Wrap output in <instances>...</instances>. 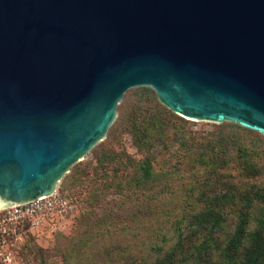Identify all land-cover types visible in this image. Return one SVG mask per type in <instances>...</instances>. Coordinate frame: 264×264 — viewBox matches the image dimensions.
<instances>
[{"label": "water", "instance_id": "95a60500", "mask_svg": "<svg viewBox=\"0 0 264 264\" xmlns=\"http://www.w3.org/2000/svg\"><path fill=\"white\" fill-rule=\"evenodd\" d=\"M136 86L264 136V0H0V210L51 194Z\"/></svg>", "mask_w": 264, "mask_h": 264}, {"label": "rangeland", "instance_id": "374dc122", "mask_svg": "<svg viewBox=\"0 0 264 264\" xmlns=\"http://www.w3.org/2000/svg\"><path fill=\"white\" fill-rule=\"evenodd\" d=\"M122 102L127 103L126 110ZM153 102L159 100L148 86L131 87L124 93L116 118L103 140L57 183L56 190L70 199L73 209L25 229L16 244L22 264H132V256L147 257L148 263L157 256L151 248L153 242L165 251L177 236L166 230L167 241L163 242L161 236H154L147 227V218L155 214L165 216L171 209L177 213L198 211L213 200L232 201L230 195L236 191L226 178L240 179L244 175L243 168L240 162L219 165L222 154L216 146V137L220 131H231L236 123L188 120L178 116L185 122L179 135L171 126L164 142L145 147L136 141L128 123L138 109L149 108ZM241 141L257 152L254 161L264 169V146L247 134ZM109 151L119 153L120 159L109 168L100 167L96 155ZM125 153L135 161L151 158L157 175L150 183L141 185V192L122 190L128 185L134 186L131 175L135 167L126 163ZM257 181L264 183V173ZM133 217L146 218L138 223L131 221ZM235 221L233 212L227 214L224 228L219 231V241L231 233ZM138 224L140 226L135 228ZM186 264L205 263L194 258Z\"/></svg>", "mask_w": 264, "mask_h": 264}, {"label": "trees", "instance_id": "16d2710c", "mask_svg": "<svg viewBox=\"0 0 264 264\" xmlns=\"http://www.w3.org/2000/svg\"><path fill=\"white\" fill-rule=\"evenodd\" d=\"M121 104L126 110L127 103ZM178 116L160 102H153L149 108L138 109L128 124L136 141L145 147H151L164 142L170 134L171 126H174L176 133L184 128L185 122ZM123 117L122 113L121 120ZM175 122L178 124L174 125ZM246 134L264 146V137L260 133L238 124L233 125L231 131H220L216 137V146L222 154L219 165L240 162L239 165L243 168L244 175L240 179L230 181L226 178L236 191L230 195L232 201L224 203L213 200L205 203L198 211L177 213L171 209L165 216L155 214L153 218H147V227L153 231L154 236H161L163 242H166V230H170L176 234L177 239L165 251L158 243L153 242L151 248L157 254L155 260L147 263V257L132 256V264H186L194 258L205 264H264V183L257 181L264 169L254 161V154L257 152L241 141ZM125 156L128 159L126 163L135 167L131 175V184L134 186L128 185L122 190L141 192V185L150 183L157 175L151 158L147 156L135 161L126 153ZM117 159H120V154L112 151L96 155L97 164L103 168H109ZM234 199L239 203L236 204ZM230 212L236 215L234 229L219 241V231L224 228ZM135 218L131 221L141 223L146 217ZM139 226L138 224L135 228Z\"/></svg>", "mask_w": 264, "mask_h": 264}, {"label": "built area", "instance_id": "2783aa9c", "mask_svg": "<svg viewBox=\"0 0 264 264\" xmlns=\"http://www.w3.org/2000/svg\"><path fill=\"white\" fill-rule=\"evenodd\" d=\"M73 205L60 191L0 210V264H22L16 244L26 228L39 226L50 216H63Z\"/></svg>", "mask_w": 264, "mask_h": 264}]
</instances>
